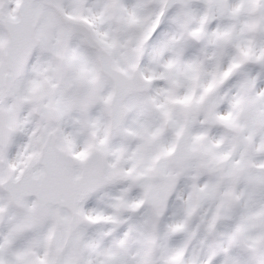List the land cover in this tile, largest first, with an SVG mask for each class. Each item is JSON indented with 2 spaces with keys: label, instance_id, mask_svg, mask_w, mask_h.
<instances>
[{
  "label": "snow or ice",
  "instance_id": "6c2138e0",
  "mask_svg": "<svg viewBox=\"0 0 264 264\" xmlns=\"http://www.w3.org/2000/svg\"><path fill=\"white\" fill-rule=\"evenodd\" d=\"M0 264H264V0H0Z\"/></svg>",
  "mask_w": 264,
  "mask_h": 264
}]
</instances>
